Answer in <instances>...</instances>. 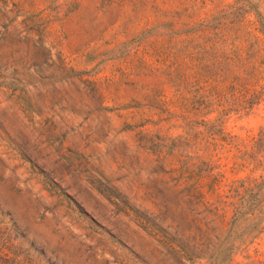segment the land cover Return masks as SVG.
<instances>
[{"label":"rangeland","instance_id":"374dc122","mask_svg":"<svg viewBox=\"0 0 264 264\" xmlns=\"http://www.w3.org/2000/svg\"><path fill=\"white\" fill-rule=\"evenodd\" d=\"M260 133L264 0H0V264H221L184 256L186 189L261 180ZM233 224L222 264H264Z\"/></svg>","mask_w":264,"mask_h":264},{"label":"trees","instance_id":"16d2710c","mask_svg":"<svg viewBox=\"0 0 264 264\" xmlns=\"http://www.w3.org/2000/svg\"><path fill=\"white\" fill-rule=\"evenodd\" d=\"M207 134L204 136L205 149H221L220 144L231 142L227 132L221 134ZM264 134L258 136L251 145L249 158L254 167L260 166L264 157ZM142 140H146L143 135ZM201 173L195 186L191 185L186 189L184 204L187 211L184 217L191 218L188 222L196 220L198 231L196 240L190 241L183 248L184 256L190 258L195 256L202 258L208 255L210 262H225L232 254L234 246L228 240L221 237L222 228L228 225L227 235H231L237 223L246 219L258 222L264 216V177L261 180H235L225 185L226 189H220L223 176L215 172L217 165L210 160L202 159ZM187 220V219H186ZM189 227V225H187ZM222 227V228H221ZM227 252V253H226ZM223 258L220 255L224 254Z\"/></svg>","mask_w":264,"mask_h":264}]
</instances>
